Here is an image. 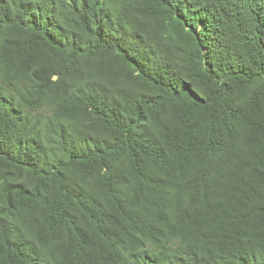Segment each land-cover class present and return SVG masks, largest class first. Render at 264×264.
I'll return each instance as SVG.
<instances>
[{"label": "trees", "instance_id": "1", "mask_svg": "<svg viewBox=\"0 0 264 264\" xmlns=\"http://www.w3.org/2000/svg\"><path fill=\"white\" fill-rule=\"evenodd\" d=\"M0 264H264V0H0Z\"/></svg>", "mask_w": 264, "mask_h": 264}, {"label": "bare ground", "instance_id": "2", "mask_svg": "<svg viewBox=\"0 0 264 264\" xmlns=\"http://www.w3.org/2000/svg\"><path fill=\"white\" fill-rule=\"evenodd\" d=\"M35 82V81H34Z\"/></svg>", "mask_w": 264, "mask_h": 264}]
</instances>
